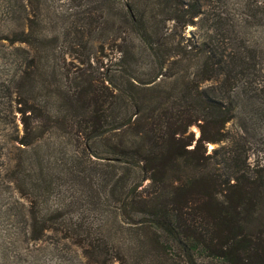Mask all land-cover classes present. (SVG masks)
I'll return each mask as SVG.
<instances>
[{"label":"trees","instance_id":"obj_1","mask_svg":"<svg viewBox=\"0 0 264 264\" xmlns=\"http://www.w3.org/2000/svg\"><path fill=\"white\" fill-rule=\"evenodd\" d=\"M48 1L7 0V180L32 208L75 182L115 209L96 226L32 210L28 237L70 227L102 264H264L263 9L69 0L57 16ZM241 104L255 146L229 127Z\"/></svg>","mask_w":264,"mask_h":264},{"label":"rangeland","instance_id":"obj_2","mask_svg":"<svg viewBox=\"0 0 264 264\" xmlns=\"http://www.w3.org/2000/svg\"><path fill=\"white\" fill-rule=\"evenodd\" d=\"M237 1L239 0H230L232 4L237 3ZM243 1L253 6L250 11L257 9L264 11V0ZM6 5L7 0H0V111L3 107V92L5 93L3 82L6 81L16 56L12 52L15 50L14 46L10 45L9 41L4 38L10 31L5 14ZM48 5L53 9V11L50 9V12L56 13V15H61L66 11V8L69 9L73 6L70 5L69 0H49ZM256 23L251 24V35L253 37L264 36V26L259 28ZM189 29H195V26H190ZM109 49L107 48L106 51ZM16 52L17 54L20 53L19 51ZM246 123L247 117L241 104L235 118L229 122V127L233 131L246 133V136L252 140L253 146H255L256 138L254 135L243 130L249 127ZM18 124L21 128V123L18 122ZM7 126L8 122L0 113V264H102L100 261L99 263L97 261L91 262L84 255V249L75 240L77 236L73 231L71 232L70 227L66 231L64 229L48 230L39 240H32L28 237L29 226L26 225V222L32 210L43 214L47 212L48 208L61 207V211L66 213V221L72 223L82 220L92 221L96 226L101 213L115 209V203L112 200H105L99 193L98 195L95 194V191L90 189L91 187L88 185H80L74 182L63 183L56 187L59 190H53L46 196H39L32 208V202L18 192L13 182L7 180V158L10 156ZM192 129L195 130L196 134L199 133L196 125H193ZM214 146L211 143L209 150ZM11 155H14L13 151H11ZM94 188L97 189V185H94ZM69 233H71L70 236H68ZM149 261L150 259L147 260L146 264H150ZM109 264H118V261H112Z\"/></svg>","mask_w":264,"mask_h":264}]
</instances>
